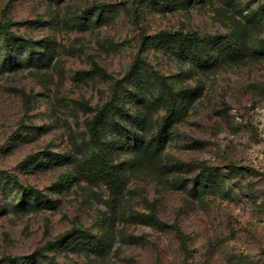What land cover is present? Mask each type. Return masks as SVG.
Returning <instances> with one entry per match:
<instances>
[{
    "label": "rangeland",
    "instance_id": "1",
    "mask_svg": "<svg viewBox=\"0 0 264 264\" xmlns=\"http://www.w3.org/2000/svg\"><path fill=\"white\" fill-rule=\"evenodd\" d=\"M0 21L53 44L50 64L14 49L0 73V264H264V0H0ZM163 32L216 37L212 58ZM162 82L178 116L145 162ZM101 113L102 141L127 143L121 196L88 178ZM72 230L92 239L58 241Z\"/></svg>",
    "mask_w": 264,
    "mask_h": 264
},
{
    "label": "trees",
    "instance_id": "2",
    "mask_svg": "<svg viewBox=\"0 0 264 264\" xmlns=\"http://www.w3.org/2000/svg\"><path fill=\"white\" fill-rule=\"evenodd\" d=\"M85 14V20L81 21L83 26H86L85 24H87V17L92 16V9L85 11ZM12 26L13 23L10 21H0V37L3 38V58L0 60V73L3 72V70L13 66L11 58L15 55L14 49L28 50L31 55L28 62H30L31 65L39 67L50 64L52 61L53 44L46 45L44 51H40L38 50V46H40L41 43L20 36L12 30ZM158 36L161 38H172L175 48L178 50V52L185 57H190L191 60H193V62L198 65L207 63L209 59L212 58L210 48L215 43L216 37L214 36H200L198 34L183 35L182 33L178 32L174 34L163 32ZM188 43L190 45H188ZM181 95L182 94L180 91L174 90L165 82L161 83L160 90L156 95H154L153 102L162 107L164 115L154 140L148 143L143 142L146 144V149H142L143 147L140 148L142 152L145 151L143 153V160L145 162H149L148 160H153L159 157L163 148V140L166 139L173 121H175L178 116ZM110 120L117 126L118 133L121 134L119 129L120 126L126 134V137L129 138L132 136V134H136L133 131H129L123 127L119 122H116L115 118L112 116ZM106 123L107 117L101 113L100 115L95 116L94 119L88 124L91 142L98 150L88 160L91 161L88 178L96 183L107 186L114 195L121 196L126 187V180L121 173L123 167L119 166L116 162L115 151L118 147L127 143H123L120 138L109 140L107 142L102 141L100 130L106 125ZM204 183L207 185L217 184V182L211 177H206L204 179ZM26 189L32 196L37 197L43 195L39 190H36L33 187H28ZM47 206L51 207L52 201H48ZM91 239L92 235L86 230H72L61 235L58 241L73 247L80 240ZM96 243L98 247H104L102 239L96 240Z\"/></svg>",
    "mask_w": 264,
    "mask_h": 264
}]
</instances>
